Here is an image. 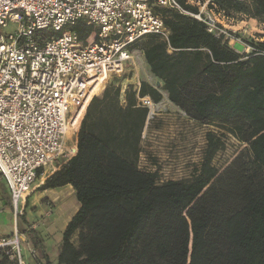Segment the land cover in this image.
Returning <instances> with one entry per match:
<instances>
[{
	"label": "trees",
	"instance_id": "trees-1",
	"mask_svg": "<svg viewBox=\"0 0 264 264\" xmlns=\"http://www.w3.org/2000/svg\"><path fill=\"white\" fill-rule=\"evenodd\" d=\"M212 2L226 17L243 15L264 26V0ZM157 13L170 51L154 35L137 44L143 43V59L168 101L192 120L228 125L245 149L218 171L212 161L224 144L207 132L194 176L159 182L156 171L137 164L147 108L135 106V91L125 94L130 114L120 125L109 122L107 102L93 96L76 133V153L35 189L69 185L79 204L62 231L56 264H264V41L239 54L194 18ZM74 29L80 39L91 30ZM138 95L154 104L162 99L145 82ZM118 97L117 87L107 101ZM28 233L50 264L36 232ZM0 264L17 263L0 249Z\"/></svg>",
	"mask_w": 264,
	"mask_h": 264
},
{
	"label": "built area",
	"instance_id": "built-area-1",
	"mask_svg": "<svg viewBox=\"0 0 264 264\" xmlns=\"http://www.w3.org/2000/svg\"><path fill=\"white\" fill-rule=\"evenodd\" d=\"M183 2L196 11L176 0H0V180L15 215L37 171L67 151L68 121L85 110L96 95L91 90L123 73L147 36L170 51L157 9L194 18L214 37L231 41L222 24L228 18L212 0ZM78 24L90 27L87 37L79 38ZM133 90L136 107L155 105L138 95L139 83ZM7 245L2 239L0 249Z\"/></svg>",
	"mask_w": 264,
	"mask_h": 264
},
{
	"label": "rangeland",
	"instance_id": "rangeland-1",
	"mask_svg": "<svg viewBox=\"0 0 264 264\" xmlns=\"http://www.w3.org/2000/svg\"><path fill=\"white\" fill-rule=\"evenodd\" d=\"M228 20L223 22L225 29L230 34L231 41L227 44L239 54H247L252 49L251 43L264 41V26L254 19H249L243 15L233 14L227 16ZM220 20L218 17L216 18ZM11 27V25H9ZM52 34V33H50ZM58 35V33H54ZM143 42V41H141ZM140 42V43H141ZM143 44V43H142ZM138 44L132 52V60L129 62L124 72L120 75H111L103 84L101 91L96 94L103 101H106L107 118L109 122L120 125L127 120L130 109L126 106L125 94L128 90H133L138 83L145 82L157 88L162 94L160 102L153 107L147 108V115L140 140V153L138 156V167L145 171H156L159 182L166 180H189L196 173L202 160L205 149V134L213 132L223 141V148L219 150L212 161L214 167L221 171L230 161L245 149L246 144L238 140L229 133V126L220 122H199L190 119L178 107L168 101L166 93L161 90V81L155 78L149 71L145 63L141 46ZM119 88L117 103L108 102L107 99L112 94L114 88ZM83 111L81 119L84 115ZM116 118V120L114 119ZM80 121L78 122L80 124ZM79 124L77 127L79 128ZM66 140L67 151L64 155L41 170V174L35 178L32 184V191L25 197L22 214L18 217L25 221V218L32 220L39 230L42 227L58 225L61 226L68 215L77 211L79 204L75 198V192L71 187L63 186L55 189H47L45 192L36 191L45 176L50 175L58 169L73 154L68 150L76 147V133ZM44 178V179H43ZM12 214L14 216V211ZM5 213H9L5 211ZM17 237V243H12ZM4 239L8 243L1 249L13 258L17 264L23 263V250L32 258H38V252L33 247L29 236L27 240L21 241L20 234L15 230H7L0 234V242ZM72 241L76 245V234L72 236ZM19 247V259L17 258L16 247ZM49 254H54L52 246L48 245ZM35 256V257H34ZM41 263L42 259L40 260Z\"/></svg>",
	"mask_w": 264,
	"mask_h": 264
},
{
	"label": "crops",
	"instance_id": "crops-1",
	"mask_svg": "<svg viewBox=\"0 0 264 264\" xmlns=\"http://www.w3.org/2000/svg\"><path fill=\"white\" fill-rule=\"evenodd\" d=\"M47 176H45L44 178H46ZM40 183H42V181ZM66 186L70 187L69 185H66ZM41 192L44 193L45 190ZM24 199L21 201L19 205L21 214H22V209L24 208V203H25ZM0 209H1L0 210V234L5 233V231L7 230L15 229L20 234L21 241H25L27 240L28 236L30 238L28 230L32 228L40 239L41 245L43 246V250L47 256V260L49 261L50 264H56L57 250L61 242L62 231L64 230L67 222L71 219V217L73 216L75 212L71 215H68V217L66 218V220H64V223L61 226L58 227V225L53 224L51 228L50 226H48L47 228L42 227V229L39 230L36 224H34L32 220H30L29 218H25V221H23L22 218L17 217L15 214L13 216L10 201H9L8 190L2 180H0ZM5 211L10 212V214L5 213ZM30 241H31V238H30ZM47 244L52 246V250L54 254L52 255L49 254ZM41 259L42 258H40L39 256L38 258L33 259L32 256H30L28 252L26 251V248H24L23 250V263L24 264H42L40 261ZM42 262H44L43 264H46L45 260L43 259H42Z\"/></svg>",
	"mask_w": 264,
	"mask_h": 264
},
{
	"label": "bare ground",
	"instance_id": "bare-ground-1",
	"mask_svg": "<svg viewBox=\"0 0 264 264\" xmlns=\"http://www.w3.org/2000/svg\"><path fill=\"white\" fill-rule=\"evenodd\" d=\"M99 87H100V90H99V92H100L101 91V88H102V83L99 84V86H96L94 89H92L89 95L90 96L93 95V93ZM94 94H96V93H94ZM81 114H83V108L77 110L76 111V114H74L73 116H71V118L69 119L68 124H67V128H66V132H65V139H70L69 136H70L71 132H72V135L75 133V131L72 130V129L76 128L77 125L79 124L78 122L80 121V119H79V118H81L80 116H82ZM72 151H73V149H72ZM71 154H74V153L71 152ZM16 241H17L16 239L11 240L12 243H16Z\"/></svg>",
	"mask_w": 264,
	"mask_h": 264
},
{
	"label": "water",
	"instance_id": "water-1",
	"mask_svg": "<svg viewBox=\"0 0 264 264\" xmlns=\"http://www.w3.org/2000/svg\"><path fill=\"white\" fill-rule=\"evenodd\" d=\"M73 153H74V154L76 153V147L73 148ZM74 154H73V155H74Z\"/></svg>",
	"mask_w": 264,
	"mask_h": 264
}]
</instances>
